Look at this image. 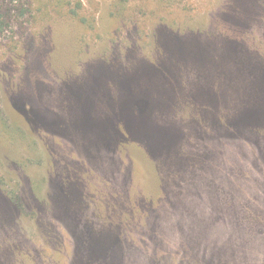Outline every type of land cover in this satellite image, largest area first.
Masks as SVG:
<instances>
[{
	"label": "rangeland",
	"instance_id": "1",
	"mask_svg": "<svg viewBox=\"0 0 264 264\" xmlns=\"http://www.w3.org/2000/svg\"><path fill=\"white\" fill-rule=\"evenodd\" d=\"M0 18V264H83L91 229L124 242L112 264H264V116L234 122L264 103V0H0ZM137 98L182 130L167 159L119 141L113 101Z\"/></svg>",
	"mask_w": 264,
	"mask_h": 264
},
{
	"label": "trees",
	"instance_id": "2",
	"mask_svg": "<svg viewBox=\"0 0 264 264\" xmlns=\"http://www.w3.org/2000/svg\"><path fill=\"white\" fill-rule=\"evenodd\" d=\"M1 19V18H0ZM3 19H1L0 23H2ZM171 44L173 42H170ZM116 106L120 107L122 112V118L128 121L130 125L133 126V133L127 135L123 139L120 140H128L130 137H133L134 140L137 138L144 139L146 144H151V154L155 156H162V158L167 159L169 152L172 150L173 141L182 135L181 128L165 123V124H156L152 121L150 114L148 113L149 108L151 107V100H147L145 98H137L130 100H114ZM160 102V101H159ZM158 106H164L160 104ZM119 112V111H118ZM246 116L247 118H255L257 120L261 119L264 116V103L261 102L255 103L251 107L246 108L244 114L237 115V118L234 122L243 121ZM116 117L112 113H106L104 118H102L104 129H106L105 133V142L107 144H113L114 138L116 136L113 135V125L116 121ZM76 122V121H75ZM77 124V122H76ZM80 126L78 123L75 125L76 129ZM88 128V127H87ZM89 129V128H88ZM87 129V130H88ZM94 144V143H93ZM93 144H87V146H91ZM87 149H91L88 148ZM78 217V216H77ZM81 217H78L80 219ZM82 227V226H81ZM92 233L87 235L84 232L83 236L88 241H80L82 243L84 250L81 256V261L83 264L97 263V264H112L114 259V254L117 250H119L121 244L124 245L123 241H110L107 236L98 237L94 236L95 230L91 229ZM91 237V238H90ZM110 237V236H109ZM90 238V239H89ZM123 264H125V255L123 256Z\"/></svg>",
	"mask_w": 264,
	"mask_h": 264
}]
</instances>
